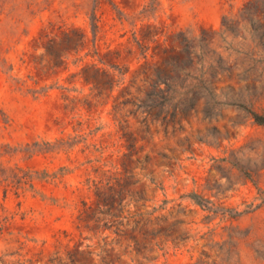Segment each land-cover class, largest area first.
<instances>
[{"label": "rangeland", "instance_id": "rangeland-1", "mask_svg": "<svg viewBox=\"0 0 264 264\" xmlns=\"http://www.w3.org/2000/svg\"><path fill=\"white\" fill-rule=\"evenodd\" d=\"M249 1L0 0V264H264V21L175 123L122 104Z\"/></svg>", "mask_w": 264, "mask_h": 264}, {"label": "trees", "instance_id": "trees-1", "mask_svg": "<svg viewBox=\"0 0 264 264\" xmlns=\"http://www.w3.org/2000/svg\"><path fill=\"white\" fill-rule=\"evenodd\" d=\"M261 21H264V0H251L243 5L237 20L229 21L225 16L221 32L213 30L212 37L205 32L199 36H194L190 31L173 34L171 46L163 51L166 56L162 64L168 72L155 70V79L149 90L140 97L127 99L122 104L132 106L130 113L139 115L143 122L150 119L162 124L175 123L180 114H184V110H178L181 106H193L201 98L213 97V81L232 72L228 61L216 52V48L221 47L218 43L223 40L224 34L232 33L237 37L236 31L244 25L250 27L251 36L254 37L257 28H263ZM263 37L264 32L259 35V39ZM137 45L140 55L146 59L149 47L139 41ZM174 47H179V55L174 52ZM113 67L119 74H124L118 66ZM252 115L258 124L264 125V116L256 113ZM109 191L112 189L109 188Z\"/></svg>", "mask_w": 264, "mask_h": 264}]
</instances>
